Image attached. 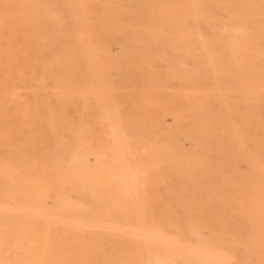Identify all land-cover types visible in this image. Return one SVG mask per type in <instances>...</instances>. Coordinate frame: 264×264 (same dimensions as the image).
<instances>
[{
    "label": "bare ground",
    "instance_id": "6f19581e",
    "mask_svg": "<svg viewBox=\"0 0 264 264\" xmlns=\"http://www.w3.org/2000/svg\"><path fill=\"white\" fill-rule=\"evenodd\" d=\"M56 1L0 0V65L16 73L7 71L0 82V146L17 150L23 161L28 142L38 144L46 129L54 135L74 125L84 150L54 135V158L37 153L23 173L14 159L0 160L3 195L20 206L0 200V264H219L218 256L222 264H264V0H194L188 28L195 68L184 86L193 121L186 113L169 125L174 130L145 129L132 143L116 118L93 115L103 94H90V85L109 86L101 58L112 59L111 67L108 39L114 34L89 47L91 26L75 7L88 11L92 0H64L61 14L52 7ZM89 60L97 64L91 70ZM98 125L108 130L101 135ZM95 133L99 145L88 148L87 137ZM89 153L96 164L88 163ZM227 161L248 166L244 192L232 176L227 181L238 192L220 193ZM177 183L181 192L174 200ZM153 185L163 192L148 193ZM89 189L107 194L94 193L88 207ZM70 192L79 202H71ZM52 195L58 197L53 210L71 213L63 232L52 218L34 213L50 212ZM79 213L124 224L111 234L94 227V235L92 228L74 226Z\"/></svg>",
    "mask_w": 264,
    "mask_h": 264
},
{
    "label": "rangeland",
    "instance_id": "374dc122",
    "mask_svg": "<svg viewBox=\"0 0 264 264\" xmlns=\"http://www.w3.org/2000/svg\"><path fill=\"white\" fill-rule=\"evenodd\" d=\"M92 1H90V4L93 5L89 8L88 11H81V5H77L75 7L76 14L85 17L83 21L88 22V24L91 26V33L89 34V47H95L97 49L99 41L101 37L104 36V34H114L111 38L108 39L109 49L113 54L112 64L110 63L111 67H109L108 61L112 59L105 61L101 58V68L104 71L107 70L105 74L108 78L109 86L99 87L96 84L90 85L93 87H91L92 92L90 94L94 92L100 93V91L103 94V98L101 100L99 99L103 107L100 106L96 111H94L93 115L99 116L101 117V119H108L109 117L116 118L117 121L122 124V129L120 128V130L124 132L128 130L127 132L129 133L127 134V137H129L131 143L134 141L133 139H131V137H140L144 135L143 132H149L150 129V132H152L154 129H157V132L169 130V125H171L172 122L178 121V119L184 116L186 113L191 116L190 117L188 115L191 118V121H193L192 116L194 111L192 104L189 102V100L191 99L189 98L190 94L185 93L186 89L184 86L186 84V77L190 76L191 78L195 68L194 57L191 53L193 44V31H190V29L188 28V20H190L191 18L190 13L192 12V5L194 0L98 1L102 3H95L94 1ZM111 2L112 4H110ZM113 3L115 4L113 5ZM63 4L64 0H57L52 7L55 8L56 13L61 14L64 8ZM223 16L227 17V14L223 12ZM180 35L182 36L180 37ZM165 39L167 40V42H165ZM162 40L164 41V43ZM135 43L137 45H135ZM158 49H163L164 52ZM158 56L160 58H157ZM163 58L165 61L162 60ZM87 65V67L91 70V68L96 67L97 64L95 62H92V60L90 63L89 60L87 62ZM7 71L13 73V70H8L6 66L0 65V82L5 79ZM44 82L46 87L51 88L52 85L49 79H45ZM108 97L109 101L106 100V98ZM104 109H106V111ZM188 109L189 112L185 111ZM73 116L71 117V120H77L76 116ZM156 120L158 121V126H155ZM72 126L69 125L62 129H58L61 131L58 132V134L54 135H59L60 137H63L64 140H68L71 149L76 150L79 147L78 150L83 152V146L81 147L78 139H75V137L78 135L77 131L79 129L74 125ZM145 129L149 130L145 131ZM170 129L174 130L175 128ZM95 130L97 132H103L105 130H108V128L106 127V125H98V127H95ZM155 130L153 132H155ZM45 131L46 132L43 133V137L39 138L40 142L38 144L37 142H28L27 147L24 148V152L27 156L26 160L21 161V159H19L21 155H17V150H11L10 148L3 146H0V160L6 162L7 160L13 161L14 159L15 166L18 170H20L21 173H23L24 170H29V168H31L32 165L29 163L34 158H37V153L40 154V156L44 159L54 158V155L50 154L52 152L53 141L55 140L54 135L48 129H46ZM41 134L42 133H40L39 135ZM157 134L158 136H160L159 133ZM35 135H37V133H35ZM97 135L98 133L88 135V143L86 142L88 148L97 147L99 145L98 139L96 137ZM11 136L14 139L17 138L16 133H12ZM179 141L182 142L183 139L179 138ZM187 142L188 141L186 140L183 141L185 147L184 149L189 150L191 148L189 144L190 142ZM104 146H109V144L106 143L104 144ZM104 151L106 153H112L107 149H104ZM107 156L111 157V154ZM16 158H18V160L21 162L19 163ZM87 158L89 164L92 163L91 165H93V163H97V156L95 154L91 153L90 156L89 153L87 154ZM103 158L105 159L106 157L103 156ZM225 166V172L222 173L220 181L218 180L219 183L217 184L220 187V193L236 194L238 192V190L235 189L234 185L227 181L232 176H234V179L240 184L238 185L239 188L243 185L242 191L244 192V186L247 187L248 185V180L244 177V173H246L248 170V166L246 165V163L227 161V164ZM17 169L12 172L13 177L14 175L17 176ZM162 169L164 170V172H169L167 166L162 167ZM157 174L158 173L153 174L152 178H159V175ZM0 176V180L2 181L3 177L5 176H2L1 174ZM171 176L172 178H176L175 174ZM149 178H151V175ZM1 181L0 195L3 196V199L0 196L1 203L5 204V206L8 205L7 207L9 208L19 209L20 206L15 204L17 202L13 197L10 196L11 194H6L8 200L5 199L6 197H4L5 195L3 194H5L6 191L4 190L5 188L4 185H2ZM179 185L180 184L178 183L175 184V189L171 190L174 195L181 192L178 188ZM154 186L156 185H153L152 189L149 190L148 193L151 192L154 194H160L159 190L161 189H159V187L157 186ZM230 186H232L233 188H230ZM94 193L107 194V191L103 192L92 189L87 190V197L84 200V204L86 206L89 207L91 205V197L95 195ZM69 196L71 202H79V197L76 192H70ZM57 198V195L55 197L52 195L50 198H48L47 206L51 209L54 208ZM177 198L178 196L174 198V200H177ZM3 200L6 201L3 202ZM234 207H237V204L232 206V208ZM34 211L36 215L37 212H40L39 215H42L41 219L47 217L52 218L54 222H56L54 223V226L55 228H58L57 231L59 232L60 230L62 231V228L64 230L65 225L68 226V223L69 225H71V213L66 209H52L49 212V210H37L36 208V210ZM8 212L9 216H14L13 211L9 210ZM43 212H46V214ZM80 215V213L77 215L75 214L76 224L74 226L92 228L94 235L97 234L94 227H98L104 232L107 231L106 234H111L113 232L112 228L114 229L124 224L123 222H114V220L111 221V219L108 220V218V221L106 220V218H98V221L97 219H91L87 217L83 218V216ZM102 227L104 229H106L107 227L108 228L104 230ZM109 227L111 230L109 229ZM205 234L207 235L206 230ZM216 259L219 264H222L224 262L223 258L220 256L216 257Z\"/></svg>",
    "mask_w": 264,
    "mask_h": 264
}]
</instances>
